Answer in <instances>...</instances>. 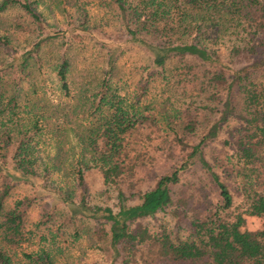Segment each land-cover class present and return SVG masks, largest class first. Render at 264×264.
<instances>
[{"label":"trees","instance_id":"16d2710c","mask_svg":"<svg viewBox=\"0 0 264 264\" xmlns=\"http://www.w3.org/2000/svg\"><path fill=\"white\" fill-rule=\"evenodd\" d=\"M40 2L61 12L59 27ZM93 7L114 22H97ZM64 36L65 92L74 38L103 63L76 127L32 98L45 46ZM131 45L145 58L124 76L118 56ZM48 132L57 150L44 160ZM58 165L64 183L50 176ZM92 184L109 203L91 200ZM16 185L27 192L12 197ZM43 196L36 236L28 210ZM54 204L105 245L82 264H264V0H0V264H17L15 250L24 264H54Z\"/></svg>","mask_w":264,"mask_h":264},{"label":"rangeland","instance_id":"374dc122","mask_svg":"<svg viewBox=\"0 0 264 264\" xmlns=\"http://www.w3.org/2000/svg\"><path fill=\"white\" fill-rule=\"evenodd\" d=\"M37 8L41 10L44 18L51 28H56L61 25L60 19H62L63 16L61 12L57 10V8L52 7V10L48 9V7L45 6L42 2L38 3ZM104 10V8L100 7L92 8L91 12L94 15L95 20L99 23L105 22L107 20H112V22H114V16L112 14L109 15V12ZM103 28L106 29V24ZM107 28L115 29L112 25H108ZM74 39L75 41L77 40V38ZM66 40L67 37H60L58 45L45 46L44 50H46V53L49 52V54H46L45 57H43V60L41 61V64L37 69L38 72L31 77L38 78L40 86V88L37 89L32 98H37L38 101H47L48 105L45 106L47 109L51 108L53 110L52 106H54L56 109H59L53 112L54 116L50 118L51 120H57L59 124H62L60 123V121L64 118L65 114V118L68 119L64 126L76 127L77 124H81L80 120L82 119H80V117L82 116V112H80V110L82 108L81 104H85L84 96L86 90H88L92 86H95L96 82L98 81V77L100 76L99 68L103 63L102 61L100 63L101 59L99 60L97 55L95 57L90 43L83 44L81 42L74 41L73 46L68 49V53L71 56V61L66 72L68 90L65 92V90L61 88L60 83L55 76V63L58 61L59 48L61 46L67 45ZM144 58L145 53L143 52V50L134 45H131L128 48H124L119 54L118 64L116 68L120 70L119 73H122L125 76L126 74H128L127 72L130 73V69H132L141 59ZM26 85L27 83H24L25 87ZM76 113L78 114L77 118L75 117ZM81 122L84 123L85 120L83 119ZM49 133L50 132L46 133V135L44 134L40 138L42 142L41 144H39V146L42 147V149L39 150V156L44 160H47V156H52L53 153H55L57 150L56 142L53 141L54 138L52 137V135V138H49ZM62 139L64 140V143L62 144L63 151L60 155L66 156L67 159H70L67 151L65 150V148L67 147V143H65V140L69 141V145L74 149V151H77V146L73 144V141L75 139L72 130L67 131L66 135L63 136ZM216 146L217 145L215 143H210L207 146V151L216 148ZM50 169H52V173L50 174L51 178H53V180L57 183H64L65 178L62 177L64 173H67V169L60 165L54 168L50 167ZM89 179H91V176L89 177ZM94 186L95 185L92 184V188H90L91 200H95V202L98 203H109L113 197L112 193H105L102 190V186L101 188H93ZM24 192H27L26 188L20 185H16L14 187V193L12 194V197H14L15 195H20ZM45 197L47 196H43L40 198V200H37L33 207L28 210L27 228H29L31 231L33 230L36 236L41 232L40 227L36 226L37 221L40 220V216L42 213L44 214L45 211L50 209V200L46 199ZM87 197H89V195H87ZM131 202H135V200ZM54 208L55 215L53 217V220H55V222H48L50 224L49 228L52 234H46V240L44 239L45 248L51 253L54 264H82L91 260L104 258L105 255L102 249L105 248V245L98 240L97 243H95L96 241L93 238L95 234L92 229L89 228V230H87L85 224L81 223L83 221L77 223L72 222L74 220H67L68 212L64 206L60 204H54ZM64 220L67 223L65 229H63ZM246 221L250 228H255L260 223V220L254 217H247ZM70 222L76 225V228H73V225H71ZM39 245H41L40 242L38 243V246ZM15 253L16 254H14V259L17 261V264H24L22 262V258H20L19 250H15Z\"/></svg>","mask_w":264,"mask_h":264}]
</instances>
